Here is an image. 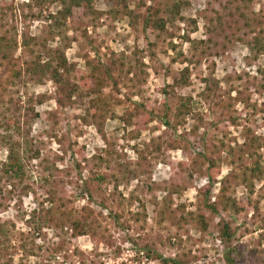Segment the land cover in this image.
<instances>
[{"label":"rangeland","instance_id":"1","mask_svg":"<svg viewBox=\"0 0 264 264\" xmlns=\"http://www.w3.org/2000/svg\"><path fill=\"white\" fill-rule=\"evenodd\" d=\"M172 1L146 0L134 29L127 17L110 15L109 0H94L103 16L96 24L69 20L62 41L49 34L48 16L58 5L30 9L29 0H0V35L16 32L19 43L26 36L40 44L33 52L20 46L0 66V125L19 124L13 136L40 152L38 159L23 154L21 180L9 183L0 173V228L11 239L5 264H138L129 260L140 250L139 264H160L146 248L182 264H264V175L250 206L238 179L251 166L250 138L264 142L262 63H252L240 41L264 31V0H187L184 21L164 32L144 30L148 11ZM127 2L135 10L140 0ZM41 49L64 50L71 73L61 84L24 77ZM185 68L190 86L173 87ZM93 79L105 80L101 93ZM97 96L107 112L89 113ZM189 96L201 119L179 127L174 116ZM149 114L155 119L138 131L135 121ZM7 156L0 147V162ZM223 187L243 202V212L207 208L218 205ZM74 223L87 226L88 235L75 237ZM223 223L234 233L228 243Z\"/></svg>","mask_w":264,"mask_h":264},{"label":"trees","instance_id":"2","mask_svg":"<svg viewBox=\"0 0 264 264\" xmlns=\"http://www.w3.org/2000/svg\"><path fill=\"white\" fill-rule=\"evenodd\" d=\"M30 2L27 4V7L30 9L39 8L42 9L44 6L48 4H56L59 6V10L56 14H50L48 16L49 20V34L52 40L58 37L62 41H66L68 39L67 31L69 29L68 21L69 20H78L84 22L86 20L90 21L92 24H96V21L99 20L103 14L98 12L94 8V0H29ZM128 0H109L112 7L110 9V15L114 19H119L120 16H125L128 18L131 27L136 29L140 21L141 15L137 12L146 6V0H140L135 10H130L128 7ZM189 5L187 0H173L171 3L166 4L163 8H157L155 10L148 11L147 17L142 20V25L144 30L151 31H161L164 32L167 29L169 24H173L177 20H183L184 18L181 16L183 10ZM2 16L5 17L8 12H4L5 9H2ZM8 11H12V5L8 7ZM1 16V17H2ZM218 20L221 21V17H218ZM191 24L194 27V30H197V22L192 20ZM247 25H249L247 23ZM16 31V29H14ZM16 34V32H14ZM264 33L261 30L258 34L253 36L247 40H240L243 44L248 48L251 54L252 63L258 64L260 61V66L258 67V74L264 77ZM8 35L3 34L0 35V66L5 63L10 62V60L14 57V54L17 52L18 48L24 47L26 49H30L32 52L34 51V47L40 46V44L31 38H27L23 36L22 42L19 43L16 35ZM184 39L188 42H192V44H197L193 40H190L188 37L184 36ZM48 41V40H47ZM170 47L173 51L177 50V46L170 42ZM37 58L32 62L31 66L27 68L26 75L24 76L29 81L35 82L37 84H43L45 81H51L56 85L61 84L64 80V73H71V67L68 66L67 58L64 50H49L43 53V49L39 51L38 54H35ZM175 61V60H173ZM63 72V74H62ZM189 68H185L179 79H175L173 87L175 88H183L190 86V76H189ZM14 78L22 79L21 72H16L14 74ZM82 81V80H81ZM95 81V85H97V93H101L105 87V80L103 79H93ZM205 84H209L210 79L202 80ZM214 81V80H213ZM13 84V81L10 82ZM215 83V81H214ZM81 84V83H80ZM80 89L79 85H75L73 90L68 92V96L70 99L74 97L76 91ZM209 89V86L207 87ZM195 100L192 96L181 99L180 106L177 108L175 113V120L177 122V126L181 127L186 125L187 118L191 117L192 119H201L200 114L197 109L193 106ZM41 104L42 102L39 101ZM108 104L99 96L95 97L90 101L89 113H92L95 109L107 112ZM33 111V110H32ZM6 115V114H4ZM155 119L152 114L147 117H142L135 121V126L139 131L140 128H145L147 124ZM164 123L168 126L171 125V121L168 117H165ZM202 121V120H201ZM16 124V123H15ZM14 130L16 133H21V127L19 124L14 126L13 128L5 127L0 125V147H5L8 150V156L5 161L0 162V173L1 177L7 180L9 183L14 179H20L21 176L26 174L25 171V157L23 154L26 152L28 155L26 159H38L40 157V152L36 151L32 152L30 146V142L28 138H24L22 141L16 140V138L11 133V130ZM198 129V127H196ZM250 142V152L249 157L251 158V166L245 167L244 170L238 175V179L240 183L244 186V188L249 193L248 203L249 206L252 205V196L255 194V182L260 181L264 175V155L260 153V150L264 148V142L261 141L260 138L256 136H252L249 140ZM116 179V178H115ZM117 182V180H116ZM211 186L207 187L208 191ZM28 187H22V195L25 194ZM223 194L221 199L217 204H209L207 208L213 213L218 214L220 210L224 212H234L240 213L245 210V206L243 202L237 201L234 198L227 197L224 192H226V188H222ZM207 194V192L205 193ZM208 195V194H207ZM181 221H184V217L180 218ZM199 223L203 226L204 229H207V225L205 223V217L200 215L198 217ZM74 225L80 228L79 232L76 233L75 237L88 235L87 226H84L80 223H74ZM222 239L225 243L230 242L234 233L231 230V227L227 223H223L222 226ZM11 242L10 234L4 230L3 227L0 228V264H5L2 262L3 254L9 250V244ZM145 255L151 261L160 262V264H182L176 259L172 258H164L159 255L155 251L151 250V248H146ZM142 250L136 252V256L129 260L130 262H138L142 260V256L144 255ZM128 262V261H127ZM227 262L229 264H234V260L231 258H227ZM6 264H12L11 261L6 262ZM126 264V263H122Z\"/></svg>","mask_w":264,"mask_h":264}]
</instances>
